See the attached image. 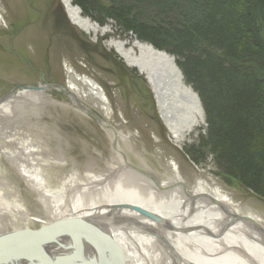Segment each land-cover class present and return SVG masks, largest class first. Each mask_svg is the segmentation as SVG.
<instances>
[{"label": "bare ground", "instance_id": "bare-ground-1", "mask_svg": "<svg viewBox=\"0 0 264 264\" xmlns=\"http://www.w3.org/2000/svg\"><path fill=\"white\" fill-rule=\"evenodd\" d=\"M62 1L72 23L95 39L113 33L110 25L101 26L84 16L74 0ZM58 6L52 3L46 11L51 15L55 11L66 31L71 26L62 20ZM4 22L0 2V24ZM134 34L112 36L106 46L145 75L175 145H193L200 138V128L209 127L201 97L185 80L175 55ZM75 40L82 48H90L88 42L76 36ZM67 76L68 90L59 83L44 86L64 92L84 109L82 113L101 122L113 138L112 161L118 163H107L103 171L60 177L53 185L49 175L67 164L63 156L52 157L49 147L29 137L20 121L14 120L13 129L3 124L15 119L16 109L27 101L42 102L46 90L13 89L12 96L0 99V154L44 208V212L33 211L9 169L0 168V185L5 188H0V237L89 215L45 244L48 238L41 236H19L0 244V264H264L263 210L245 206L232 191L208 177L204 168L185 173L180 160L164 149L157 152L160 168L153 169L144 157H138L140 166L130 161L127 150L134 146L133 135L111 123L113 108L103 86L71 67ZM33 222L40 223V228ZM13 258L16 261L11 262Z\"/></svg>", "mask_w": 264, "mask_h": 264}, {"label": "rangeland", "instance_id": "rangeland-1", "mask_svg": "<svg viewBox=\"0 0 264 264\" xmlns=\"http://www.w3.org/2000/svg\"><path fill=\"white\" fill-rule=\"evenodd\" d=\"M123 1L128 3L129 0ZM0 2L5 21L4 25L0 24V99L12 96L14 87L22 85L44 86L59 83L68 90L67 69L71 67L94 79L105 89L113 108L111 123L117 125L121 131L133 135L131 139L134 146L130 150L125 149L130 161L140 166L142 160L138 157H144L145 163L153 169L160 168L157 152L164 149L165 153H172L180 160L181 169L185 173L192 174L194 167L204 168L208 177L216 179L223 187L232 191L245 206L251 204L264 211V199L251 189L243 187L241 182L228 180L227 167L221 165L212 150L201 146L202 136H208L207 125L200 128V138L193 145L184 148L177 147L168 137L166 127L158 114L156 97L145 75H140L137 68H130L114 49L106 46V41L112 36L125 37L135 33L130 29L125 30L120 17L116 14L108 15L103 7L100 11L95 9L92 1H85L84 8H81L83 15L89 16L101 26L110 25L113 30L112 34L99 35L95 39L92 34L72 23L62 0ZM52 3L54 7L58 3L62 20L71 28L63 31L61 23L55 18L56 12L52 11L51 15V12L46 11L52 8ZM102 3L107 7L111 5V0H103ZM75 36L88 42L90 48L87 47L86 50L76 40L73 42ZM103 51L108 54H103ZM21 55L29 62L24 57L21 58ZM124 69L131 78L126 77ZM122 77L124 81H121ZM189 83L195 90L194 85ZM45 90L42 92V102L33 104L27 101L21 108L16 109L18 114L15 119H6L3 124L13 129L17 124L14 120L20 121L29 137L37 139L44 147H49L52 155H48L57 159L59 155L63 156L67 164H61L59 169L52 170L49 175L50 182L55 185L60 177H69L73 173L84 175L103 171L108 168L107 163H118L112 161L113 138L108 136L103 125L90 114L88 116L82 113L84 109L77 107L64 92L52 87ZM0 160V168H8L10 175L16 179L14 185L22 192L23 201L33 211L44 212L42 205L35 201L33 192L25 186L16 171L5 163V157L1 154ZM93 162L97 165H93ZM0 188L5 190L2 185ZM33 223L34 227L40 228V223Z\"/></svg>", "mask_w": 264, "mask_h": 264}, {"label": "trees", "instance_id": "trees-1", "mask_svg": "<svg viewBox=\"0 0 264 264\" xmlns=\"http://www.w3.org/2000/svg\"><path fill=\"white\" fill-rule=\"evenodd\" d=\"M88 1L177 57L207 114L201 146L227 167L228 180L264 199V0Z\"/></svg>", "mask_w": 264, "mask_h": 264}, {"label": "water", "instance_id": "water-1", "mask_svg": "<svg viewBox=\"0 0 264 264\" xmlns=\"http://www.w3.org/2000/svg\"><path fill=\"white\" fill-rule=\"evenodd\" d=\"M57 87H59V85H56ZM19 88H27V89H32V90H37V91H45V89H47L46 86H25V85H22V86H17L14 88L13 91L15 90H18ZM101 123V122H100ZM86 216H89V215H83V217H75L73 216L72 218H69L68 220H62L61 222H59L58 224H55V225H51L49 228H46V229H40V230H18V232H11L5 236H2L0 237V244L4 243V242H9L13 239H18L19 236H30V237H34L36 236L37 238H39L40 236L41 237H47L48 239L44 240L45 242H43V244L47 243V242H50L48 240H51L52 236L53 238L59 234L64 228L68 229V228H72V226L76 223H79V222H83V218H85ZM93 216V215H92ZM87 218V217H86ZM76 219V220H74ZM94 220H96V218L94 217L93 218ZM93 220V221H94ZM91 221V222H93ZM70 235H71V231L69 230L68 232ZM89 239L93 240L94 242H99L100 243V240L99 239H92L90 237H88ZM12 253V252H11ZM18 256H16L17 258ZM16 258H13V260H11V262L13 261H16L14 259ZM49 261H51V258L48 259Z\"/></svg>", "mask_w": 264, "mask_h": 264}, {"label": "flooded vegetation", "instance_id": "flooded-vegetation-1", "mask_svg": "<svg viewBox=\"0 0 264 264\" xmlns=\"http://www.w3.org/2000/svg\"><path fill=\"white\" fill-rule=\"evenodd\" d=\"M73 41H74V40H73ZM23 57H24V56H22V55H21V58H23ZM24 58H25V57H24ZM25 60H26V62H29V60H28V59H26V58H25Z\"/></svg>", "mask_w": 264, "mask_h": 264}]
</instances>
